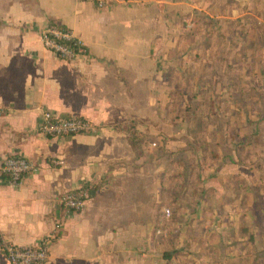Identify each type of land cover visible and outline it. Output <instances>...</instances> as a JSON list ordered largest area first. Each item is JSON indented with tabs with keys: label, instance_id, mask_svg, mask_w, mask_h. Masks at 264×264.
<instances>
[{
	"label": "crops",
	"instance_id": "1",
	"mask_svg": "<svg viewBox=\"0 0 264 264\" xmlns=\"http://www.w3.org/2000/svg\"><path fill=\"white\" fill-rule=\"evenodd\" d=\"M104 1L0 0V160L21 154L38 167L18 184L0 176V241L28 246L55 234L47 264H231L250 254L261 232L251 180L259 171L236 163V150L226 148L233 139L195 143L167 107L176 93H232L229 75L217 71L218 79L208 67L238 66L220 52L233 45L203 39L240 11L218 0L221 11L202 13L201 27L197 0ZM49 24L72 29L86 56L65 60L47 50L41 35ZM43 109L85 116L98 132L45 137ZM204 112L220 116L216 108ZM231 114L241 122L229 125L243 134V107L232 105ZM144 134L170 137L148 146ZM209 143L214 158L191 150ZM155 146L164 151L154 154ZM82 185L91 197L67 213L62 194ZM163 200L177 211L171 222L181 233L173 240L153 228ZM0 264H9L2 254Z\"/></svg>",
	"mask_w": 264,
	"mask_h": 264
},
{
	"label": "rangeland",
	"instance_id": "2",
	"mask_svg": "<svg viewBox=\"0 0 264 264\" xmlns=\"http://www.w3.org/2000/svg\"><path fill=\"white\" fill-rule=\"evenodd\" d=\"M205 1L197 0L196 3L194 2L195 15L198 16L207 11L206 16L208 17V13L215 15L221 11L222 5L218 0ZM225 2L233 9L240 11V16L236 20L228 19L226 23L217 22V29L212 28L213 34L211 31H207L203 41L209 43L227 42L233 45V49L226 48L224 50L223 48L220 52L228 53L229 57H237L238 66L216 67L214 65L208 67L209 72H213V75H219L217 76L218 79H223V77L220 78L221 74H218L217 71L220 73L225 71L224 74L229 75L228 88L232 93H176L173 98L171 97L167 107L173 106V112L180 119L179 123L184 125L185 136L191 138L195 143L216 137L225 142L233 139L231 140L232 146L226 143V148L227 151L231 150V152L236 150V163L241 166L243 171L251 172L253 168H257L259 171L256 176L251 177L252 183H254L253 189L259 193L253 206V211L256 213L254 216L256 223L261 225L259 228L261 232H258L259 239H257L254 249L251 248L253 250H250V254L248 252L243 253L244 257L235 255L231 264H264V233H262V231L264 232V0H225ZM199 26L205 27L207 25L200 23ZM194 27L196 28V25ZM236 67L237 71L235 70ZM232 105L243 107V134H240L239 130L237 132L234 124L229 125L233 121H237L238 124L241 122L240 115H238L237 120H234L233 114H231ZM208 108L210 111L216 108L220 116L215 113L216 116L210 117V114L204 112ZM224 112H229V114L223 116L222 113ZM212 122L224 123L226 128L221 126L218 130L215 128L211 130L209 126ZM169 137L164 135L159 140L151 134L141 136L143 144L148 146L150 142L165 141ZM197 148H205L204 150L210 153L213 158L216 156L215 144L209 143L208 146L203 147L193 146L192 152L196 153ZM155 149L154 154L164 151L162 146H155ZM139 151L144 154L147 153L143 147ZM147 154L149 155V152ZM252 157H254V162L251 160ZM212 161L213 159L210 158L205 161V164ZM189 164L192 165V163ZM193 164L196 165L195 162ZM198 165L201 167V162ZM185 168L186 165H184V170ZM194 170L195 168L192 174L197 173ZM183 182L185 180L181 181V185ZM168 203L169 201H161L158 213H160V208L168 207L166 206ZM149 205L152 206L150 199ZM170 225L171 230L163 229L158 224L153 228L156 233L158 230H161L162 234L167 231V236L173 240L179 236L181 228H175V224Z\"/></svg>",
	"mask_w": 264,
	"mask_h": 264
},
{
	"label": "built area",
	"instance_id": "3",
	"mask_svg": "<svg viewBox=\"0 0 264 264\" xmlns=\"http://www.w3.org/2000/svg\"><path fill=\"white\" fill-rule=\"evenodd\" d=\"M95 2L98 7L105 6L104 0H79ZM42 41L47 50L57 57L65 60H74L86 56L85 43L75 35L72 29L49 24L42 31ZM5 114V108L0 103V116ZM39 132L45 137H63L83 133H97L98 128L85 116L61 115L50 109H43L39 123ZM153 143L152 145H156ZM63 163V161H59ZM38 167L25 155H9L0 160V176L12 184H18L23 177L31 172H36ZM91 197V189L86 185L70 189L62 194L61 205L67 213L82 210ZM171 209H163V217L171 216ZM162 234L161 230L157 231ZM56 235L50 234L43 237L35 245H18L10 241H0V254L9 264H47L50 257V246Z\"/></svg>",
	"mask_w": 264,
	"mask_h": 264
},
{
	"label": "trees",
	"instance_id": "4",
	"mask_svg": "<svg viewBox=\"0 0 264 264\" xmlns=\"http://www.w3.org/2000/svg\"><path fill=\"white\" fill-rule=\"evenodd\" d=\"M206 16H202L201 18H199V19H194V21H196V22H205V25H207V22H206ZM203 20H205V21H203ZM134 134V133H133ZM137 136H135V135H133V137H132V141H131V143H132V145H133V147H135V148H138V145H137ZM168 205V207H170V209H171V213H172V215H171V217L170 218H162V220H161V224L159 225V226H162L163 227V229H172V227H171V225L170 224H172V220H174V218H175V216H176V213H177V211L176 210H174V206H172V204H170V203H168L167 204ZM162 214H163V212H162Z\"/></svg>",
	"mask_w": 264,
	"mask_h": 264
}]
</instances>
